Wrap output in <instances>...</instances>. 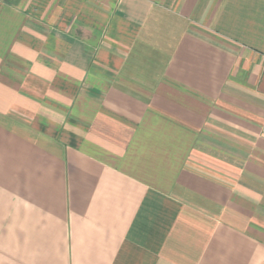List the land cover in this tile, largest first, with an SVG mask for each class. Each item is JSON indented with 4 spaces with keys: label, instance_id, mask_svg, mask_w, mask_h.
<instances>
[{
    "label": "crops",
    "instance_id": "crops-1",
    "mask_svg": "<svg viewBox=\"0 0 264 264\" xmlns=\"http://www.w3.org/2000/svg\"><path fill=\"white\" fill-rule=\"evenodd\" d=\"M0 264H264V0H0Z\"/></svg>",
    "mask_w": 264,
    "mask_h": 264
}]
</instances>
